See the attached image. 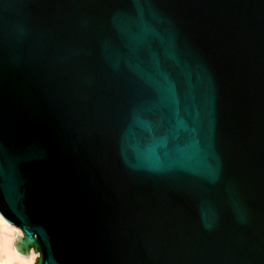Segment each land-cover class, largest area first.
<instances>
[{"label": "water", "instance_id": "1", "mask_svg": "<svg viewBox=\"0 0 264 264\" xmlns=\"http://www.w3.org/2000/svg\"><path fill=\"white\" fill-rule=\"evenodd\" d=\"M0 214L35 264H264V0H0Z\"/></svg>", "mask_w": 264, "mask_h": 264}, {"label": "bare ground", "instance_id": "2", "mask_svg": "<svg viewBox=\"0 0 264 264\" xmlns=\"http://www.w3.org/2000/svg\"><path fill=\"white\" fill-rule=\"evenodd\" d=\"M23 238L24 232L17 225L9 224L0 214V261L4 264H35L36 258H39V254H36L34 247L30 249L31 255H22L16 249L15 243L18 242L17 237ZM40 253V252H39ZM41 257V253H40Z\"/></svg>", "mask_w": 264, "mask_h": 264}, {"label": "snow or ice", "instance_id": "3", "mask_svg": "<svg viewBox=\"0 0 264 264\" xmlns=\"http://www.w3.org/2000/svg\"><path fill=\"white\" fill-rule=\"evenodd\" d=\"M18 251H20L24 255H31V253L27 252L24 248L19 247V245H18ZM0 264H4V262L3 261H0Z\"/></svg>", "mask_w": 264, "mask_h": 264}, {"label": "rangeland", "instance_id": "4", "mask_svg": "<svg viewBox=\"0 0 264 264\" xmlns=\"http://www.w3.org/2000/svg\"><path fill=\"white\" fill-rule=\"evenodd\" d=\"M17 244V243H16ZM31 250H34L35 251V249H31ZM37 254H39V258H40V253L39 252H37Z\"/></svg>", "mask_w": 264, "mask_h": 264}]
</instances>
